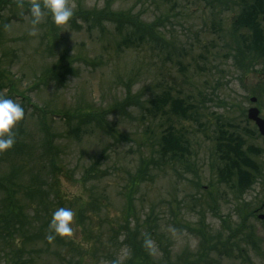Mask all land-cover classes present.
I'll list each match as a JSON object with an SVG mask.
<instances>
[{
  "label": "rangeland",
  "instance_id": "1",
  "mask_svg": "<svg viewBox=\"0 0 264 264\" xmlns=\"http://www.w3.org/2000/svg\"><path fill=\"white\" fill-rule=\"evenodd\" d=\"M32 2L0 0V95L25 112L0 152V264H124L144 233L158 264H264V139L247 119L264 118L262 1L69 0L63 27L46 9L33 25ZM172 132L184 158L164 150ZM61 206L75 231L50 240ZM229 228L232 251L204 255L203 233Z\"/></svg>",
  "mask_w": 264,
  "mask_h": 264
},
{
  "label": "trees",
  "instance_id": "2",
  "mask_svg": "<svg viewBox=\"0 0 264 264\" xmlns=\"http://www.w3.org/2000/svg\"><path fill=\"white\" fill-rule=\"evenodd\" d=\"M262 1V9L264 11V0ZM112 16H114L116 18L117 15L112 14ZM240 18L242 20L245 21V16L241 15ZM264 16L263 14H259V22L257 21L256 16H251L252 22L251 23H255L256 24V32L255 33H251L250 35V41L251 45L255 48L256 53L257 51L261 50L264 52ZM64 69H69L68 68H64ZM257 97L259 98V100H262L264 98V79H259V83L256 84L255 89H254ZM159 103V101L153 102V108L157 107V104ZM181 103H183L182 100H180L179 98H174L172 99V108L171 111L173 113H176L177 111H183L186 112V109L181 105ZM152 105V103H150ZM184 141L182 139V136L180 134H176L174 132L170 133L169 136L165 139V147L164 150L166 152V154L168 155H173V156H177V157H185V155L187 154L186 151V147L183 145ZM247 161V160H246ZM249 163V160L247 161V164ZM250 166L251 169V173H248V178L250 176V181L249 183H251L252 180V176L254 172V169L256 168L253 162H250L248 164ZM224 174H228L229 172L231 174H233L231 169L228 168H224V170H222ZM2 186H5L6 183H0ZM138 187L137 186V181H133L132 183V187ZM8 189V188H7ZM10 210V214H13L12 217H14L17 213L14 212V210L12 211V204L8 207ZM245 209V208H244ZM2 217V216H0ZM12 217L7 218L6 215L4 216V220H12ZM248 220H243V227L245 225H247ZM127 229V227L125 228ZM230 230V234L228 235V238L223 239V237L221 235H219L216 239H211L210 237L205 236V234L203 233V240L201 243V248L203 249V254L206 255L207 253H211V252H218V251H226V254H229L232 251V248L235 246L234 244V240H233V236H237L238 234L236 232L233 231V229L229 228ZM128 231V230H127ZM200 231V230H199ZM152 233H150L148 236L144 233L142 235V237L139 239L138 237H130L129 242H127V244L129 246H131L132 249L137 250V251H141V254L135 253L134 255H131L130 258L124 263V264H158L156 262H154L152 259L149 258L148 254L145 253V247H147V244L145 243L146 240H148V237H152ZM250 238V237H249ZM251 239V238H250ZM2 243H4V245L6 246V240L3 239L1 240ZM223 249H220V248ZM223 253V252H222ZM224 254V253H223ZM202 256L199 260H202ZM8 262V261H7ZM117 262V261H116ZM191 261H187L185 262L184 260L180 261V263L182 264H188ZM196 263H198L199 261H194ZM17 264L16 263V256H10L9 257V263L7 264ZM76 264H82V261L79 260L77 261ZM117 264H119L117 262Z\"/></svg>",
  "mask_w": 264,
  "mask_h": 264
},
{
  "label": "clouds",
  "instance_id": "3",
  "mask_svg": "<svg viewBox=\"0 0 264 264\" xmlns=\"http://www.w3.org/2000/svg\"><path fill=\"white\" fill-rule=\"evenodd\" d=\"M46 9L51 13L52 22L57 26H66L74 16L72 6L69 0H44L43 6L39 0H33L29 6L31 23L33 25L40 22ZM25 115L24 108L13 98L0 95V152L13 147L16 142L14 129L16 125L23 120ZM75 212L72 208L57 207L49 221L51 234L48 239H54L56 235L61 237H71L75 231ZM151 244L150 240L145 241ZM113 264H117L116 261Z\"/></svg>",
  "mask_w": 264,
  "mask_h": 264
},
{
  "label": "water",
  "instance_id": "4",
  "mask_svg": "<svg viewBox=\"0 0 264 264\" xmlns=\"http://www.w3.org/2000/svg\"><path fill=\"white\" fill-rule=\"evenodd\" d=\"M256 99L253 98L252 102H255ZM260 112L257 108H251L248 111V118L251 121H254L255 124L257 125L259 132L262 136H264V120L259 116ZM260 219L264 220V215L259 216Z\"/></svg>",
  "mask_w": 264,
  "mask_h": 264
}]
</instances>
